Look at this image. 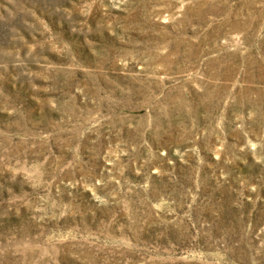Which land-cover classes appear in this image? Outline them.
Returning a JSON list of instances; mask_svg holds the SVG:
<instances>
[{"label":"rangeland","instance_id":"374dc122","mask_svg":"<svg viewBox=\"0 0 264 264\" xmlns=\"http://www.w3.org/2000/svg\"><path fill=\"white\" fill-rule=\"evenodd\" d=\"M0 264H264V0H0Z\"/></svg>","mask_w":264,"mask_h":264}]
</instances>
